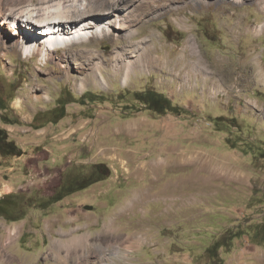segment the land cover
I'll use <instances>...</instances> for the list:
<instances>
[{
  "label": "rangeland",
  "instance_id": "rangeland-1",
  "mask_svg": "<svg viewBox=\"0 0 264 264\" xmlns=\"http://www.w3.org/2000/svg\"><path fill=\"white\" fill-rule=\"evenodd\" d=\"M48 1L0 0V17ZM109 1L101 16L127 25L57 49L81 54L64 70L0 22V126L23 149L0 156V240L14 235L0 264H55L54 242L73 234L91 242L62 247L68 264H208L223 231L264 223V0ZM144 90L182 110L154 112ZM96 166L102 180L45 205ZM220 256L264 264V243L245 234Z\"/></svg>",
  "mask_w": 264,
  "mask_h": 264
},
{
  "label": "bare ground",
  "instance_id": "bare-ground-1",
  "mask_svg": "<svg viewBox=\"0 0 264 264\" xmlns=\"http://www.w3.org/2000/svg\"><path fill=\"white\" fill-rule=\"evenodd\" d=\"M235 1L238 2L240 0ZM94 2L97 3V7L92 5V1L88 2L86 0H49L44 3V5L40 6H33L29 4L18 9H11L8 14L3 15L2 18L0 17V22L2 25L8 23L10 28L14 29L13 32L18 34V36L15 37L16 44L13 46L20 47L22 53L25 55L33 54L39 53L40 50L42 57L50 58L51 60L56 61V63L63 68L62 70H64L68 69L67 66L64 65V61H67V58L71 55H59L57 53V49L64 47L65 45L68 46L70 43H82L83 41L92 40V38L96 36L109 35L114 37V34L111 32L112 30H118L127 25L120 17V14L117 15L115 13V15L110 17L101 16V13H105L104 10L110 9L111 1L94 0ZM111 10L121 11L119 10L117 3H114ZM90 55V62L86 63L84 61L86 65H89L95 57L92 51H90ZM80 57L81 54L78 51L71 56V59L79 61ZM138 59V63L143 62L145 59H148V62L151 60V58L149 59L148 54L144 55V53L140 55ZM199 62L201 63V61ZM100 67L101 65H95L92 68L91 76L97 77V71ZM82 68H84V66ZM133 68L134 65L130 62L129 70ZM85 82H87V80L82 82V85ZM9 239V244H7L8 246L12 244L14 235H12ZM84 239L86 240V243L91 242L90 235L82 237L74 234L72 235V238L67 241V244L64 242L66 239L62 238L54 242L53 245L55 247V251L53 255H55V264H68V255H66L67 253L64 254L61 250L62 247H66L69 251L68 253L72 252L71 254L75 256L77 255L79 245L82 244ZM7 245L2 243V239L0 240V258L4 256L5 252H8ZM97 246L103 251L104 255L113 253L110 249L106 247L103 248L102 245ZM118 251L120 250L117 249L115 253L117 254Z\"/></svg>",
  "mask_w": 264,
  "mask_h": 264
},
{
  "label": "trees",
  "instance_id": "trees-1",
  "mask_svg": "<svg viewBox=\"0 0 264 264\" xmlns=\"http://www.w3.org/2000/svg\"><path fill=\"white\" fill-rule=\"evenodd\" d=\"M85 94L86 93L81 96L84 100L87 99ZM134 95L136 100L146 104L149 109L160 114H166L167 112L177 113L182 110V107L177 104H173L171 99H169L166 95L158 93L155 90L135 92ZM68 102L70 101L59 103L58 110H62V113L59 116L60 119L65 116L66 105ZM1 105L2 99L0 96V109H6L3 105ZM2 118H4L3 115ZM4 122L12 124L17 123V121H10L8 119H4ZM22 154V147L10 137L9 131L6 128L0 126V156L3 159H7L11 157H19ZM104 172L105 171L102 170L100 166H96L94 170H92L89 174L84 175V177L63 183L60 189H58L47 200L45 205L48 204L47 207L51 206L52 204L63 200L66 196L79 190H83L91 184L102 180ZM5 198L6 196L0 198V215H6V210L3 209L4 203L2 202ZM245 234L250 236L251 241L264 243V223L255 224L254 229L250 224L243 228L241 225H237L236 227L228 228L223 231L206 247L205 255L207 257L208 264H224V260L220 256V250L226 249L229 251L233 247L235 240L242 238Z\"/></svg>",
  "mask_w": 264,
  "mask_h": 264
},
{
  "label": "water",
  "instance_id": "water-1",
  "mask_svg": "<svg viewBox=\"0 0 264 264\" xmlns=\"http://www.w3.org/2000/svg\"><path fill=\"white\" fill-rule=\"evenodd\" d=\"M89 208L91 209V208H92V206H89Z\"/></svg>",
  "mask_w": 264,
  "mask_h": 264
}]
</instances>
